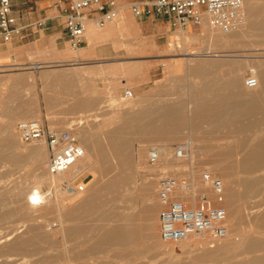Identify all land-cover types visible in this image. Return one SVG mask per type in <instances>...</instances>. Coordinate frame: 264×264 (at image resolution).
Instances as JSON below:
<instances>
[{"label": "rangeland", "instance_id": "rangeland-1", "mask_svg": "<svg viewBox=\"0 0 264 264\" xmlns=\"http://www.w3.org/2000/svg\"><path fill=\"white\" fill-rule=\"evenodd\" d=\"M260 1L264 5V0ZM256 19L257 16L246 17L243 24L231 32L213 28L212 35L209 32L212 26L180 29L173 25L174 28L168 34L158 33L152 37L148 33L147 39L144 34H139L140 31L134 30L128 34V41L166 46L168 50L160 52L164 55L160 59L164 74H160L152 86L155 91H162L165 101L186 106L194 90L202 93L206 86L208 88L211 85L220 90L228 75L234 72L239 76L237 84L231 86V91L251 93L247 91L245 78L252 68H264V63H258L264 62V36L252 25ZM120 20L121 18L114 23ZM209 46L221 50V55H202ZM140 58V55L133 56V64H137L135 61ZM211 61L229 64L216 68L214 78L204 83L196 76L193 68L208 69ZM35 81L36 75L28 72L26 65H0V264H215L197 257L204 251L218 249L222 245H229L233 251L242 250L246 235L264 239V224H260V218L264 214V192L260 195L251 194L244 204L241 200L239 203V197L232 202L230 209L222 204L228 210L227 237L213 239L210 235L195 236L177 243L165 242L161 238V204L158 198V182L163 175L187 179L192 182L195 194L206 191L212 198L215 195L204 180L205 172L222 178L224 197L233 190L243 192L240 182L245 178L258 180L261 188H264V169L253 174L237 171V161L243 156L238 144H254V136L260 134L261 129L264 131V82L251 94L261 92L263 96L260 101L263 100V103L250 118L243 119L245 122L250 121V124L239 131L234 129L235 125L231 126H235L233 130L230 126L225 128L219 123H209L215 127L206 128L208 123L203 122V125L201 122L200 125L204 128L199 125L198 131H192L195 135L201 132L198 140H195V144L198 142L196 151L191 149L186 160L176 158L175 147L186 141L187 132L178 134V138L176 136L171 145H168L171 156L168 161H172V165L165 168H162V162H151L148 152L167 141L143 139L139 133L130 132L133 137L126 142L127 149L123 147L124 154L105 148L106 153L101 157L103 161L94 163L91 160L93 157H89L86 163L88 167L79 175L70 180L68 173L66 178L57 174L59 176L55 185L47 169L49 151L45 140L25 143L17 129L19 121L35 117L30 112L27 116L13 113L17 98L26 100L21 110H29V99L35 93ZM212 82L215 84H211ZM125 97H120L110 105L120 111L131 100ZM203 104L208 106L209 101L205 100ZM185 110L186 113L190 111L189 108ZM122 117L120 114L116 115L117 124L123 121ZM101 119L103 121V116ZM260 120L261 124L258 122ZM199 128L204 130L200 131ZM143 135L145 137L148 134ZM202 135L211 137L205 139ZM36 145L44 147V161L40 168L31 156V149ZM144 156L147 162L143 165L140 158ZM178 165L179 169L176 168ZM230 165H234V168L229 172V178L223 174V169ZM42 175L48 176V180L40 184L39 189L45 194L51 192L53 199L47 195L43 203L33 205L29 202L28 195L36 186L35 177ZM66 184H84L85 189L70 192ZM87 193L90 195L86 197ZM83 196L86 199L80 210H73ZM184 196L190 199L192 194ZM223 201L216 203L221 204ZM128 229L135 235L129 237ZM128 238L135 241L128 243L125 241ZM120 239L121 242H115ZM21 241L28 243L22 246Z\"/></svg>", "mask_w": 264, "mask_h": 264}, {"label": "crops", "instance_id": "crops-1", "mask_svg": "<svg viewBox=\"0 0 264 264\" xmlns=\"http://www.w3.org/2000/svg\"><path fill=\"white\" fill-rule=\"evenodd\" d=\"M116 1L121 20L102 28L90 21L84 42L78 48L71 44L62 5L55 0H12L17 31L10 41L4 40L0 31V65H26L28 72L36 75L35 93L29 99L30 114L51 129L74 131L94 163L103 161L105 148L124 154L126 142L133 137L129 134L133 132L129 129L132 115L181 109L178 104L165 101L162 91H155L152 86L164 74L160 62L164 55L160 52L167 51L166 46L128 41V34L134 30L146 39L148 33L152 37L168 34L174 28L171 19L134 15L131 5L142 0ZM135 55L141 56L136 59L137 64L131 59ZM127 88L135 92L134 96L117 111L110 104L125 97ZM25 102L17 98L13 113H24L21 108ZM257 107H261L260 99ZM117 114L124 117L120 124L116 123ZM170 142L165 144L171 145ZM83 170L76 171L70 180ZM86 197H80L72 209L79 211Z\"/></svg>", "mask_w": 264, "mask_h": 264}, {"label": "built area", "instance_id": "built-area-1", "mask_svg": "<svg viewBox=\"0 0 264 264\" xmlns=\"http://www.w3.org/2000/svg\"><path fill=\"white\" fill-rule=\"evenodd\" d=\"M62 5L65 26L74 48L82 45L89 22L98 28L107 26L120 18V8L116 0H55ZM245 0H142L131 7L134 15H156L170 18L180 29L202 26L208 22L215 29L231 32L244 21ZM17 18L13 13L12 0H0V31L4 40L10 41L17 31ZM259 80L252 68L245 78L249 88L258 86ZM125 96H134L132 89L125 90ZM17 129L23 142L45 140L49 151L47 169L52 174H61L72 168L86 154L78 135L70 130L57 131L46 127L36 118L18 122ZM191 152L189 141L175 147V156L184 159ZM149 159L156 163L159 151L150 149ZM204 180L213 189L215 198L206 191L194 193L192 182L175 175H163L158 182V198L161 204L159 214L161 238L165 242H181L195 236L210 235L213 239L225 238L229 234L228 210L221 202L224 199V182L221 177L205 172ZM70 192H81L84 184H66ZM192 194L190 199L180 195ZM195 194V195H194ZM50 195V194H47ZM35 203L40 199L36 196Z\"/></svg>", "mask_w": 264, "mask_h": 264}, {"label": "bare ground", "instance_id": "bare-ground-1", "mask_svg": "<svg viewBox=\"0 0 264 264\" xmlns=\"http://www.w3.org/2000/svg\"><path fill=\"white\" fill-rule=\"evenodd\" d=\"M243 13H244V20L248 16H252V17L257 16V19L252 22V25L254 28H256V30L257 29L259 30L260 35L264 36V15H263L264 14V5L261 3V1L260 0H245ZM111 23H113V22H110V24ZM249 25L250 24H248V26ZM119 26H121V25H119ZM202 26L204 28H206V27L209 28V26H212V25L209 24L208 22H206ZM130 27H131L130 23L128 22V28H130ZM213 28L214 27L212 26L209 29L210 30L209 32L211 33V35L214 34ZM252 30H254V29H252ZM119 31H121V30H119ZM214 48H215V46H209L208 49L205 50L202 55H206V56L207 55H209V56L218 55V56H220L221 54L219 52L221 50L214 49ZM193 53H195V52H193ZM223 56H225V55H223ZM258 63L261 64L264 62L261 61ZM228 64H229V62L211 61L209 63L208 69H202L201 67H194L193 69L195 70L196 76L200 77L201 80L205 83V82H209L211 79L214 78V73L216 71V68H221L222 66L228 65ZM253 69L255 70V73L258 77L259 83H258V86L255 88H249L246 86L248 88L247 91L251 92V93H246V92L241 93V92H238L235 90L231 91V86H233V85L235 86L237 84L238 76H239L237 73L234 72V73L228 75V77L225 81V84L222 86V89H220V90L216 89V87H214L212 85L208 88L206 86V89H204L202 91V93H200V90L199 91L194 90L196 92L193 91V96H191V99L192 98L193 99L192 100L190 99V102L186 106L181 105V109H178V110L176 109L175 112H173V110H171V109L170 110L172 112L169 111V109H166L165 113H162V114H142V115L141 114H134V115H132L131 116V123L129 122L130 123L129 129H131L133 132H137V133L139 132L141 134H148V135H145V137H144L145 139L159 140L160 138L161 139L164 138V139H166V141L167 140L173 141L178 134L187 132L188 135H187L186 141L190 142L191 149H194V150L196 149L195 146L198 145L197 144L198 142L195 144V140H198L197 137H200L201 132L199 135H197V134L195 135L192 131L194 129H197V131H198V127H199L201 122L202 123L203 122L208 123L207 124L208 127H206V128H210L209 126L215 127L213 125H209V123H211V124L216 123L217 125L219 123V124L224 125L223 127H225V128L230 126L229 128H231V130H233L232 128L236 126V128H234V129H239V131H241V130L245 129L248 124H250V121L245 122V121H243V119L244 118H250V115L254 111L261 108V107L256 108V106L258 105V100L261 99L262 96L264 95V94L262 95L260 92L257 95L253 94L251 96L252 92L254 90H257L258 88H260V86L263 85L262 83L264 82V68H262L260 70H256L255 68H253ZM211 84H215V83L212 82ZM221 97H222V101H221ZM205 100L209 101L208 106H205L203 104V102H205ZM261 101H263V100H261ZM261 101H260V104L262 106L263 102L261 103ZM142 102H144V101H142ZM181 102H182V100H181ZM187 108H189L190 111L186 113L185 109H187ZM149 109H151V108H149ZM28 113H29V111H26L23 114L25 116H27ZM258 122H259V124L262 123L261 120ZM203 125H204V123H203ZM232 125H235V126L231 127ZM201 127L204 128V126H201ZM186 129H188V130L186 131ZM200 129L201 128H199V130ZM162 130H164V133H163L164 135L160 133ZM206 130L209 131L210 129L209 130L206 129ZM207 131H206V133H207ZM261 131H263V130L261 129ZM261 131L259 132V129H258V132L260 134L257 133V135L254 136L253 140L256 141L254 144H251V145H246L244 143L238 144L241 147V149H239L241 151H239V152L240 153L243 152V156H241L242 158L240 159L239 162L237 161V171L238 172L246 173V174H253V173H256V172L264 169V135ZM209 133H211V131ZM228 134H230V132H228ZM202 136H205V135H202ZM208 137H209V135H207V137L205 136L204 138L207 139ZM177 138H178V136H177ZM201 138L199 140H202ZM4 143H6V142L4 141ZM37 145L32 147L31 156L34 157L37 167L40 168L41 162L44 161L43 160L44 158L42 157V151H44V147L43 146H37ZM84 147L86 149L85 156L82 159H80L81 161L79 160L68 171L61 173V176L66 178L65 175L68 173L69 177H72L77 172H80L81 170L88 167L86 163H87L90 155H89L88 148L86 147V145H84ZM155 149H157L159 151V159H158L157 163L162 162V164H163L162 168H165L168 165H172V161L171 162L168 161L171 157L170 156V147L168 146V144H163L160 146L157 145V146H155ZM241 155H242V153H241ZM187 158L188 157L181 159V160H186ZM140 161H142V163L144 165V164H146L147 159L144 156V157L140 158ZM178 167H179V165L176 166V168H178ZM233 168H234V165L228 166L227 168L223 169V174L226 177L230 178L229 175L232 172ZM49 174H50L49 176H51L50 177L51 181L55 185H57V176H59V175L52 174L50 172H49ZM47 180H48V176H45V175H42L40 177H35L34 181L36 183V186L33 188L31 193L28 195L29 196V202L31 204H33V205L39 204L40 205L41 203H43L46 200V198H47L46 196L48 193L47 194L42 193L39 189V185L44 183ZM240 184L243 186L242 187L243 192L237 193L236 190H233L231 194L226 193L225 197H224V201L221 204L226 205V207L230 209V206L232 205V202L235 199L241 197V199H239V203L242 202L244 204L245 202H247L248 197L251 196V194L252 195H260L261 193L264 192V188H261L260 182L258 180H252L250 178H245L244 180H241ZM184 194L185 193H183L181 195V193H180V195L182 197L184 196ZM187 194H189V193H187ZM36 196L40 199V201H38L39 203H37V204L34 201L35 200L34 198H36ZM49 198L53 199V194L51 195V192H50ZM240 200H241V202H240ZM260 220H261L260 224L261 225L264 224V214L261 216ZM117 233L119 234V231ZM134 235H135L134 232L132 230L128 229V236L130 237V236H134ZM125 241L126 242L128 241V243H130V242H134L135 239L128 238ZM115 242H117V243L121 242V239L116 240ZM27 243H28V241H21L20 245L24 246ZM243 246H244V248L242 250L239 249L240 250L239 251V250L234 249V251H233L229 245H222L218 249L204 251L201 255H199L197 257V259L202 260V261L210 260V261H213L215 264H217V262H225V264H247V263L264 264V253H261V254L256 253V252L264 251V239L257 238L255 236H251V235H248V236L246 235L244 237ZM234 258H236V259L233 260Z\"/></svg>", "mask_w": 264, "mask_h": 264}]
</instances>
